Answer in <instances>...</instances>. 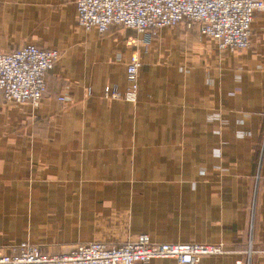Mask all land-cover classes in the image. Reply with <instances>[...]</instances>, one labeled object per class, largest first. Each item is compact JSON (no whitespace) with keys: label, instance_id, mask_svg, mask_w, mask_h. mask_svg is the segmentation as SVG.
I'll use <instances>...</instances> for the list:
<instances>
[{"label":"crops","instance_id":"0c3cea01","mask_svg":"<svg viewBox=\"0 0 264 264\" xmlns=\"http://www.w3.org/2000/svg\"><path fill=\"white\" fill-rule=\"evenodd\" d=\"M74 3L0 0V52L61 55L38 107L0 94V254L147 235L228 251L197 264H264V11L244 51L220 53L197 25L152 32L133 105L102 93L125 90L135 35L84 31Z\"/></svg>","mask_w":264,"mask_h":264},{"label":"built area","instance_id":"2783aa9c","mask_svg":"<svg viewBox=\"0 0 264 264\" xmlns=\"http://www.w3.org/2000/svg\"><path fill=\"white\" fill-rule=\"evenodd\" d=\"M77 24L84 31L106 32L111 27L132 31L135 48L126 64V88L106 86V101L136 104L139 69L137 49H149L151 33L184 23L197 25L213 40L220 53L244 51L250 46L251 24L264 11V0H75ZM61 57L56 50L26 45L11 53L0 52V94L9 105L38 107L46 91V77ZM91 92L88 91V95ZM60 97L58 101L64 102ZM2 246L0 244V251ZM228 254L222 243H152L147 235L119 245L104 242L81 244L64 254H43L28 242L0 254V264H150L155 259H172L176 264H197L204 257Z\"/></svg>","mask_w":264,"mask_h":264},{"label":"rangeland","instance_id":"374dc122","mask_svg":"<svg viewBox=\"0 0 264 264\" xmlns=\"http://www.w3.org/2000/svg\"><path fill=\"white\" fill-rule=\"evenodd\" d=\"M121 28V27H120ZM130 31V30H129ZM132 32V31H131ZM133 33V32H132ZM134 34V33H133ZM135 35V34H134ZM150 47V46H149ZM70 250V249H69ZM68 252V251H67Z\"/></svg>","mask_w":264,"mask_h":264}]
</instances>
